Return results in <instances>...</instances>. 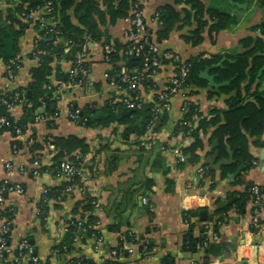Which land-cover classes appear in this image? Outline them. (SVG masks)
<instances>
[{"label": "crops", "instance_id": "crops-1", "mask_svg": "<svg viewBox=\"0 0 264 264\" xmlns=\"http://www.w3.org/2000/svg\"><path fill=\"white\" fill-rule=\"evenodd\" d=\"M19 2L20 0H0V13L6 17L7 10L16 7ZM100 2V8L104 11L106 8L102 0ZM236 2L245 4L240 0ZM204 3L208 9L214 10L219 15H229L232 19L234 15L237 16V21L231 20L226 29L211 34L213 19L210 13H205L202 18L206 23L202 33L203 41L198 45H193L187 38H191L198 28V21L194 18L195 11L192 10L190 4L186 1L175 4L172 0H146L143 9L144 16L148 26L155 33L163 29L159 11L167 5L172 6L182 18L185 17L186 11H190L193 15L191 24L186 26L182 22L177 24L169 39L160 43L163 51L177 54L184 60L199 56L211 58L233 49L244 52L245 49L240 44L241 40L249 36H263L259 30H252L254 26L261 24L262 19L261 8L255 3L249 4L245 9L231 6L229 0H207ZM216 8H227L228 14H223ZM75 9L76 7H73L68 13L73 22L81 26L79 21L87 15L88 10L85 9L80 18H77ZM19 18L21 19L20 16ZM0 24L1 33L3 24ZM101 28L108 31L111 44L127 43L125 34L130 24L125 19L119 20L114 26ZM37 37L38 31L34 26H30L19 39L18 57L23 65L13 84L4 77L6 63L0 60L1 86L5 88L10 86L13 89L26 88L32 81L31 70L39 65L31 57L34 40ZM60 66L61 71L67 74L72 67L71 60L63 58ZM110 69L111 66L103 61L101 48L95 45L89 61L87 85L62 87L56 90L55 96H59V99L53 106L54 115H50V121L55 122L56 128H50L49 121L37 122L29 124L27 131L19 137L11 132L2 135L0 139V187L21 185L25 189L23 195L8 194L9 201L14 208L11 245L17 246L23 238H29L35 247L36 254L43 262L49 264H67L69 260L79 256L88 257L94 264H102L111 260L110 253L113 249L121 244H128L124 237L130 233L140 241L150 242L153 251L146 257H140L137 254L126 255L118 260L121 264H163L166 256H171L175 264H192L193 262L201 264L205 257L203 251L195 254L183 251V237L188 229L183 213L199 208H208L212 213L217 208L215 205L217 200L227 203L233 200H229L231 193L244 192L246 186H235L233 184L235 179L231 178L233 174L223 177L221 171L217 170L213 182L215 187L211 189L212 180L203 179V175L199 173L204 164L214 163V157L208 156V153L212 151L209 139L214 128L202 137L205 146L203 150L198 151L199 160L196 163L178 161L175 156L176 151L190 147L194 140L183 133L176 134L175 129L184 117L185 97H189L192 102L198 104L200 110L207 115L212 109H225V100L229 96L215 95L210 98L208 89H196L199 93L193 96H177L172 101L168 121L164 126L157 125L151 136L145 135L140 138L133 135L125 140L123 137L125 126L121 125L119 120L127 117H121L126 110L117 115V122L110 127L97 124L88 128L75 124L68 118L72 106L82 110L94 104L97 110H102L110 101L126 96L124 91L110 85L105 79L104 75ZM137 72L140 73L136 70L135 73ZM174 73V66L167 64L161 73L152 79L153 88H146L142 83L138 84L139 96L148 103L154 102L155 96L165 88L168 79ZM210 74L215 73L210 71ZM99 113L104 116L93 120L94 122H100L101 119L109 117L103 111ZM10 114L16 121L21 120L24 115L23 105L16 106ZM49 135H76L86 138L91 145V152L88 153V186L100 202V207L94 212L99 219V224L97 223L94 229L103 238L99 246L95 237L78 234L71 253L59 255L55 253L54 247L63 241L67 232L64 226L67 219L69 217L82 218L79 214L73 215V210L77 203L83 200V196L79 190H75L65 198H52L48 217L44 223L42 222L40 206L43 191L46 188L58 189L66 184L63 177L53 173V168L57 163L55 147L49 145L44 146L42 151L33 150L35 143L44 144V140ZM16 138L19 141V150L15 154L13 143ZM261 140L264 142V135ZM250 152L257 163L254 168L243 175L242 180L244 183H252L260 187L264 195V145L262 147L251 145ZM186 158L188 160L189 156ZM7 162L13 166L11 170H7ZM36 162L41 172L39 176L33 174L37 169ZM213 166L216 168L215 165ZM168 179L173 181L171 191H167ZM144 199L148 200L147 205L143 203ZM147 207H150L154 213L153 218L149 215ZM195 235H201L198 228ZM218 236L219 242L217 243L221 250L217 256L211 257L209 264H264V227L255 228L253 226L251 202L242 212L233 208L224 215V221L218 228ZM224 242L231 245V253L222 249ZM235 242L237 250L233 249Z\"/></svg>", "mask_w": 264, "mask_h": 264}, {"label": "trees", "instance_id": "trees-1", "mask_svg": "<svg viewBox=\"0 0 264 264\" xmlns=\"http://www.w3.org/2000/svg\"><path fill=\"white\" fill-rule=\"evenodd\" d=\"M48 0H20L19 4L7 10L6 17L3 13H0V23L3 24V28L0 33V55L3 52L2 38L9 40L11 36L15 39V54L18 57L20 50L18 46L19 39L27 32L30 25L25 23L22 15L29 14L38 6H43ZM57 0L56 2V15L58 18V24L54 28L53 32L47 29L39 28L38 31V47L34 50L36 56L41 61L37 68L31 70L32 81L28 86L19 88L18 90L27 91L28 102L23 104L24 115L21 120L16 121L12 118L11 114L6 110L1 112L11 118L12 127L8 129L0 130V135L6 132H11L16 136V128H20L22 132H26L29 124L37 123L36 118L42 112L43 104H46V113L54 115L53 106L56 104V90L57 87H51V78L55 76L57 81L62 83L69 82L68 74H64L60 67H55L54 63L58 58H65L66 60H73L74 55L78 51V44L81 42L85 35H89L97 42H104V44L110 43L111 39L107 30H102L101 27L114 26L119 20L128 18L133 10L135 0H102V4L105 6V10H101L100 0ZM175 4H180L186 1L192 6V10L195 11L194 18L198 21V28L193 32L191 38H187L193 45H198L203 41L202 33L206 26L202 18L205 13H210L213 19L210 33H218L219 31L226 29L228 23L231 20L229 15H219L214 10H210L205 5L204 1L207 0H172ZM246 0H240L244 3ZM75 9V15L80 18L81 13L87 9L88 13L85 17H82L79 21L81 26L76 25L72 17L69 15V11ZM21 17V19L19 18ZM159 16L162 17L163 29L156 33L158 41L162 43L168 40L171 33L176 28L177 24L183 23V25L191 24L192 13L190 11L185 12V17L174 10L170 5L161 8ZM96 17H98L96 19ZM7 25H4L6 24ZM261 28L260 25L254 26L253 31H257ZM59 37L62 42L55 44ZM240 44L244 52H240L239 49H233L229 52L212 56L211 58H203L199 56L197 58H191L189 61L192 63V72L190 78V96L199 93L196 89H208L210 98L215 95H227L228 99L225 100V109H212L207 115H205L198 104L191 102L187 109L184 111L183 119L178 122L175 133H183L185 136L194 140L192 145L183 149V153L189 156L187 162L196 163L199 160L198 151L204 149L203 136L208 134L211 128H214V132L210 136L209 143L212 147V151L208 153V156L214 157V163H206L203 165L204 175L203 179H211V189H214V180L217 170L221 171L223 177L229 174H235L237 170L243 166V172L237 176L233 182L235 186L245 185L244 192H233L229 196V200L235 199L234 203L227 207L221 208L222 201L217 200L215 202L216 210L210 212L208 208H199L197 210H189L183 213L184 221L188 224L187 232L183 237V251L190 253H198L197 246L203 244L208 238L206 224L213 223V229L218 234V228L224 221V215H226L231 209L237 208L239 211H243L251 200V187L252 183H244L242 180L243 175L255 167L257 160L250 152L251 145L256 147H262L264 142L261 138L264 135V35L258 37L249 36L240 41ZM116 52L112 56L113 62H124L125 66L129 69L132 75H138L143 70V61L138 58H128L125 54L129 43L122 44L116 42L113 44ZM71 47L68 54H64V49ZM34 59L35 55L31 54ZM5 63H9L11 60L6 57H0ZM222 63V66L218 69H214L211 72L218 75L217 82L231 81V84L220 89H213L209 87V83L200 78L201 72L207 68ZM138 70L140 73H135ZM119 72V71H118ZM142 84L146 88H153L152 80L145 78ZM124 87H128L127 85ZM157 96H155L154 102L148 103L145 99L144 109L149 108L153 110ZM143 109V110H144ZM124 107L120 104L108 103L102 110H97L95 105H88L81 110L82 115L88 119L82 126L92 127L100 124L103 127H110L117 122V115L120 114ZM136 111L130 117H126L123 120H119L121 125L125 126L123 131V137L125 140L129 139L133 135L138 137H145L147 130L145 125L140 129L136 127V121L141 118L142 111ZM99 111L105 112L109 115L106 119H101L100 122H94L93 116ZM168 121V113H164L160 117L158 126H164ZM48 126L52 129L56 128L54 121H49ZM156 128V127H155ZM17 137V136H16ZM53 145L57 151L55 159L58 164L67 155L80 153L87 155L91 152V145L86 138H82L76 135L70 136H55L49 135L44 144L35 143L33 145L34 151L44 150V146ZM186 162V163H187ZM216 168H214V166ZM66 185V184H65ZM65 185L58 189H52L51 198L67 197L68 195H62ZM173 185L172 180H167V191H171ZM91 197L83 198L79 201L73 210V215H81V219L85 220V230L75 226L67 228V232L63 238V241L54 247V250H58L60 254L71 253L74 250L78 234H87L88 237L100 236V233L94 229V226L98 223L99 219L94 214L95 205L93 204ZM80 209H82L80 211ZM149 215L153 218L154 213L150 207H147ZM207 213V220H201V213ZM49 207L45 208L40 206V217L44 223L48 217ZM14 216V213H13ZM12 216V217H13ZM14 219V217H13ZM199 229L201 235L196 236L195 231ZM127 240L131 243H138L137 237L133 234L127 233ZM29 239V238H28ZM30 240V239H29ZM140 241V240H138ZM151 249L153 248L149 242ZM65 247L67 250L65 251ZM221 250L218 243H212L207 249L203 250L205 257L203 263L209 264L212 256H217ZM49 264V263H46ZM92 264H94L92 262ZM111 264H121L118 261H111ZM163 264H175L174 259L171 256H166L163 259Z\"/></svg>", "mask_w": 264, "mask_h": 264}, {"label": "built area", "instance_id": "built-area-1", "mask_svg": "<svg viewBox=\"0 0 264 264\" xmlns=\"http://www.w3.org/2000/svg\"><path fill=\"white\" fill-rule=\"evenodd\" d=\"M56 2L57 0H48L45 5L38 6L31 13L23 14L22 18L24 22H30L29 25L34 26L36 30L42 28L53 32L59 22L56 15ZM145 3L146 0H135L131 15L125 19L126 22L130 24V28L125 34L127 43H129L125 54L128 58H138L143 61L142 73L132 75L124 62H113L112 56L116 52L113 44L97 42L89 35H85L78 44V51L71 61L72 67L67 73L69 76V82L67 84L62 83L57 81L55 76H52L50 85L51 87L53 86L57 88L86 86L89 75V61L92 57L95 45H98L103 53V61L111 66V69L104 75L105 79L110 85L126 93L125 97L110 102L115 105L120 104L126 111L136 112L143 110L145 106L142 102L143 98L138 94V84H141L145 78L152 80L161 73L167 64L173 65L175 68L174 75L168 79L165 88L158 92L156 95L157 100L155 102V107L148 112L145 128L147 130V135L151 136L160 121V117L165 112L168 113L171 110L174 98L177 96L189 95V82L193 65L189 60H184L177 54L166 52L161 49L156 33L146 22L143 11ZM60 42H62V40L57 37L55 44H59ZM38 43V38H36L34 40V49L31 54L35 55L34 59L39 64L41 59L34 53V50L38 47ZM70 49L71 47H66L64 49V54H67ZM62 59L63 58H58L55 61L54 66L61 67L60 64ZM22 65V60L19 57H15L11 59L9 63L5 64L4 77L9 83L13 84L16 81L17 73L22 68ZM126 85L128 87H124ZM58 99L59 96H56V100ZM26 102H28L26 90L13 89L10 88V86L5 88L0 84V130L12 127L11 118L2 115L1 112L6 110L11 113L16 106L23 105ZM191 102L192 101L189 97H185L183 103L184 111ZM46 109V104H43L42 112L36 118L37 122H48L51 120L49 114L46 113ZM68 118L71 122L78 125L85 124L88 121V119L82 115L81 110L73 106L69 110ZM22 134V130L16 128V136L19 137ZM1 137L2 135H0V139ZM13 150L15 154L18 153L19 141L17 138L13 143ZM175 156L180 163L187 162V158L182 149L177 150ZM88 163V154L83 155L75 153L67 155L61 162L54 166L53 173L54 175L61 176L65 179L66 185L62 195H70L75 190H79L83 198L91 197L94 199L93 204L96 208H99L100 202L88 186ZM35 165L37 166V169L33 174L39 176L41 172L38 168V162H36ZM6 168L7 170H11L13 166L10 162H7ZM199 173L204 175V169H200ZM11 193L23 195L25 189L21 185L0 187V264H46L36 254L35 247L28 238H23L19 241L17 246L11 245V232L14 226V219L12 217L14 208L8 198V194ZM51 193V188H46L43 191L41 198L42 207H49L52 200ZM251 196L250 202L253 207V226L255 228L264 227V195L261 188L256 185L252 186ZM143 203L147 205L148 200L144 199ZM85 222V220L79 217H69L64 226L65 228L75 226L85 230ZM206 230L207 235L209 232L212 233L208 235V238L203 244L197 246L198 251H203L212 243L219 242V236L213 230L212 223L206 224ZM94 237L97 239V245H101L103 238L101 236ZM124 240L128 242V244H121L113 249L110 253L111 260L103 262L102 264H111V261H118L126 255L137 254L140 257H146L153 251L148 241H138V239H136L138 243L134 244L127 240L126 235ZM64 250L66 251L67 248L65 247ZM55 253L58 255L60 254L58 250H55ZM67 264H92V261L88 257L79 256L69 260ZM192 264L199 263L193 262Z\"/></svg>", "mask_w": 264, "mask_h": 264}, {"label": "water", "instance_id": "water-1", "mask_svg": "<svg viewBox=\"0 0 264 264\" xmlns=\"http://www.w3.org/2000/svg\"><path fill=\"white\" fill-rule=\"evenodd\" d=\"M251 0H247L245 4H240L238 2H236V0H229V4L231 6H235V7H238V8H241V9H245L248 7L249 3H250ZM263 4L262 0H259L258 2V7H261ZM218 11H220L221 13L223 14H228V9L227 8H216ZM84 15V14H83ZM233 21H237V16H233ZM0 27H1V24H0ZM261 34L264 33V30L263 31H260ZM2 41H3V52L2 54L0 55V57H6L7 59H13L15 58L16 54H15V39L13 36H11V38L9 40H6L5 38H2ZM222 63H219L218 65H213L209 68H207L204 72H202L200 74L201 78H204L208 83H209V86L213 89H220L222 87H225V86H228L231 84V81H226V82H217V77L218 75L217 74H210V71L214 70V69H218L219 67L222 66ZM148 112H149V108H145L143 111H142V117L140 118V120H138L135 124V126H140L142 127L146 121H147V118H148ZM134 114V112L132 111H125L124 113H122L121 117H124V116H127V117H130ZM104 114L102 113H99V114H96L94 115L92 118L93 120H97L99 119L100 117H103ZM243 169L244 167L241 166L237 172L233 175H231V178L234 180L237 176H239L242 172H243ZM235 199L225 203L223 202L221 204V208H227L229 206H231L233 203H234ZM201 220L202 221H205L207 220V213L206 212H202L201 213ZM231 245L227 242H224L222 243V249L227 252V253H231ZM233 249L234 250H237V243L235 242L234 243V246H233Z\"/></svg>", "mask_w": 264, "mask_h": 264}, {"label": "flooded vegetation", "instance_id": "flooded-vegetation-1", "mask_svg": "<svg viewBox=\"0 0 264 264\" xmlns=\"http://www.w3.org/2000/svg\"><path fill=\"white\" fill-rule=\"evenodd\" d=\"M246 1H245V3H246ZM258 2H259V0H251L249 4L255 3V5L257 6L258 5ZM262 2H263V4L260 7L261 8L260 10L262 11V19H261V24H260L261 28L259 29V32L264 30V0H262ZM231 20H232V18H231ZM261 35H264V33L261 34Z\"/></svg>", "mask_w": 264, "mask_h": 264}]
</instances>
